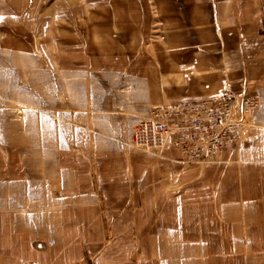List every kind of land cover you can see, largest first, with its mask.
Returning <instances> with one entry per match:
<instances>
[{
    "label": "rangeland",
    "instance_id": "obj_1",
    "mask_svg": "<svg viewBox=\"0 0 264 264\" xmlns=\"http://www.w3.org/2000/svg\"><path fill=\"white\" fill-rule=\"evenodd\" d=\"M227 91L234 145H132ZM0 264H264V0H0Z\"/></svg>",
    "mask_w": 264,
    "mask_h": 264
},
{
    "label": "built area",
    "instance_id": "obj_2",
    "mask_svg": "<svg viewBox=\"0 0 264 264\" xmlns=\"http://www.w3.org/2000/svg\"><path fill=\"white\" fill-rule=\"evenodd\" d=\"M258 107V101L244 94L227 91L197 102L171 108L168 116L179 117L172 124L167 118L140 121L132 131V145L146 152L163 150L171 142L188 147L192 154L211 156L234 145L246 119Z\"/></svg>",
    "mask_w": 264,
    "mask_h": 264
}]
</instances>
